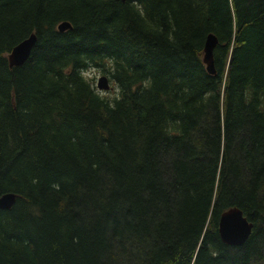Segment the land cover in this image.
I'll return each mask as SVG.
<instances>
[{"label":"trees","instance_id":"1","mask_svg":"<svg viewBox=\"0 0 264 264\" xmlns=\"http://www.w3.org/2000/svg\"><path fill=\"white\" fill-rule=\"evenodd\" d=\"M6 192L0 264H264V0H0ZM234 206L242 246L219 233Z\"/></svg>","mask_w":264,"mask_h":264},{"label":"water","instance_id":"2","mask_svg":"<svg viewBox=\"0 0 264 264\" xmlns=\"http://www.w3.org/2000/svg\"><path fill=\"white\" fill-rule=\"evenodd\" d=\"M126 1V0H123ZM73 24L70 21H62L58 24V30L61 32L70 30ZM38 41L37 33H32L17 45L14 46L9 54V64L11 68L24 65L30 58L33 48ZM220 40L215 33H210L205 41L204 61L209 73L217 72L214 61V51ZM97 87L100 90H109V77L104 75L99 78ZM17 200L15 192H6L0 195V208L11 209ZM254 223L249 220L241 207L234 206L225 210L219 220V233L222 241L231 246L244 245L253 233Z\"/></svg>","mask_w":264,"mask_h":264},{"label":"rangeland","instance_id":"3","mask_svg":"<svg viewBox=\"0 0 264 264\" xmlns=\"http://www.w3.org/2000/svg\"><path fill=\"white\" fill-rule=\"evenodd\" d=\"M85 74L95 79V81H94L95 85H97L100 77H102L104 75L109 77L111 87L109 90H106V91L101 90L104 95H108L109 97H113L118 92V87L115 85L114 81L111 79V74L109 72L105 73L103 68H93V67L91 68L90 67V68L85 70Z\"/></svg>","mask_w":264,"mask_h":264}]
</instances>
